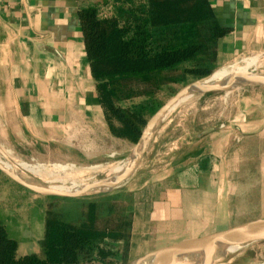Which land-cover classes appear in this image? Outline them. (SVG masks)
Masks as SVG:
<instances>
[{
    "label": "crops",
    "instance_id": "obj_1",
    "mask_svg": "<svg viewBox=\"0 0 264 264\" xmlns=\"http://www.w3.org/2000/svg\"><path fill=\"white\" fill-rule=\"evenodd\" d=\"M115 0H0V145L24 159L106 163L110 131L80 11ZM219 25L216 67L264 52V0H209ZM215 67V68H216ZM216 130L200 136L207 129ZM130 195L128 262L177 242L264 219V86L173 112L122 189ZM0 174V223L19 256L45 236L38 196ZM22 248V250H20Z\"/></svg>",
    "mask_w": 264,
    "mask_h": 264
},
{
    "label": "trees",
    "instance_id": "obj_2",
    "mask_svg": "<svg viewBox=\"0 0 264 264\" xmlns=\"http://www.w3.org/2000/svg\"><path fill=\"white\" fill-rule=\"evenodd\" d=\"M79 14L108 127L133 143L163 105L158 95L165 87L212 74L218 41L228 32L209 0H115L109 14L97 8ZM129 202L124 192L98 197L80 226L47 217L40 253L24 256L0 223V264H127Z\"/></svg>",
    "mask_w": 264,
    "mask_h": 264
},
{
    "label": "bare ground",
    "instance_id": "obj_3",
    "mask_svg": "<svg viewBox=\"0 0 264 264\" xmlns=\"http://www.w3.org/2000/svg\"><path fill=\"white\" fill-rule=\"evenodd\" d=\"M256 65L257 59H247L244 61L243 66L239 69L235 70L234 68V71H229L228 68H224L223 70L212 74L210 78L194 85L193 89L202 91L206 85H211L210 90H220L222 88H226L228 92H231V90H234L235 88L238 89L243 84L252 82L253 76L264 78V74H254L255 69H252V67H255ZM243 67L244 69H242ZM228 92L226 95H228ZM188 99L189 96L179 98L175 105L168 111L165 119L168 118L178 106L181 104L183 105ZM8 152L9 151H6V153L10 156L9 153L11 150L9 153ZM10 158L12 157L10 156ZM132 161L133 157H129V159L124 161H118L111 164L109 163L107 165L99 164L91 167L94 171H100L106 174L102 180L93 182H84L83 180L76 179V177H70L68 171H70V169L75 170L73 165L69 166L63 164L45 167V163L43 165H30L26 162L20 161L16 164L22 177L36 186L60 190H81L92 187L95 184H103L102 187L106 189L112 185V183L120 175L124 174L130 168ZM0 164L6 168L12 169L11 164L1 154ZM262 236H264V222L256 223L220 236L217 239L210 240L203 247L191 246L176 254L174 257L166 260H159L157 255L151 254L150 256H152L155 260L152 261L150 258H145L147 256L146 255L141 262L134 260L130 264H235L234 262L237 260L235 258V254L239 251L247 249L260 240ZM253 264H264V255L258 258V260Z\"/></svg>",
    "mask_w": 264,
    "mask_h": 264
},
{
    "label": "rangeland",
    "instance_id": "obj_4",
    "mask_svg": "<svg viewBox=\"0 0 264 264\" xmlns=\"http://www.w3.org/2000/svg\"><path fill=\"white\" fill-rule=\"evenodd\" d=\"M254 58L257 59V65H256L257 67L256 66L252 67V69H255L254 74H259V75L264 74V52L240 56L229 64L217 66L213 70L212 74H214L218 71H221L224 68H228L229 71H232V70L234 71V68H235V70H237L241 66H243L245 60L254 59ZM231 68H233V69H231ZM242 69H244V67ZM198 80H200V79H195L193 77H189L187 82H183V83H179V84L174 83V84H171V85L165 87L158 95L159 101L162 104H164L173 95H175L179 90L183 89L184 87H186L189 84L197 82ZM222 89H223V91H211V92H207L206 94H196L197 96L193 95V96L189 97V99L183 105L181 104L180 106H178L173 112L177 111V113H178L181 111V114H183V113L192 112L196 108L199 109L201 104H204V102L209 100L210 98H213V97L214 98L215 97H219V98L221 97L222 98L224 95H226L228 90L226 88H222ZM217 90H219V89H217ZM238 90H240V89L235 88L234 90H231V92H228V95L231 94L232 91L237 92ZM141 101L142 100H137L135 103L142 104ZM165 117L163 118L161 125H163V123L167 120V118L165 119ZM135 145H136V143H135ZM122 146L123 147L121 148V152L117 155H114V157H111L110 159H108V161L106 163H92V164H83V165L70 164V163L68 164V161L61 159L59 157L57 158L59 160H56V161L42 162V161L37 160V159L36 160L35 159L32 160L31 158L30 159H24V158L18 157L16 154H13L12 152H10V153L8 152V153L12 157L13 161L14 162L16 161L15 163H17L19 161L20 162H26L30 165H39V164L43 165L45 163L44 164L45 167H52L54 165H63V164L69 165V166L73 165V167L76 171L71 170V169H70V171L67 170L70 177H76V179L83 180L84 182H93V181L102 180L106 174L104 172L94 171L91 169V167L97 166L99 164L100 165H107L109 163L111 164V163L118 162V161H124L130 157V155L132 153V148H133L132 145L127 144V143H123ZM2 148L5 151H9L8 149H6L4 147H2ZM86 170H88V171H86ZM56 184H58V183H56ZM121 189L122 188L116 189L113 192H110V193H107L104 195L115 194L116 192H118ZM30 194L32 196H35V197L38 196L37 200L39 201L41 208L46 215L45 221H46L47 217L55 215V216H57L58 219H63L65 222H67V223L69 222V223L77 225V226H80L82 224V222L85 220V218H86L85 215L88 211V205L90 204V202L97 201L98 197L104 196V195H97V196H90V197H86V198L68 199V198L39 196V195H36L32 192H30ZM103 224H104V219H103L102 215H100L98 218V221L96 222V226L100 228L103 226ZM43 240H44V238H43ZM43 240L41 242H43ZM35 245H29L28 246L29 248L27 249V251L30 253L32 251H35V249L38 250L39 247H41V244H40V246L39 245L35 246ZM20 250H22V248H20ZM36 253H40V251H37ZM150 255L151 254L147 255L145 258H148V259L150 258V260H152V261L155 260ZM263 255H264V241H257L253 245L248 247L247 249L242 250L239 253H237L235 255V258L237 260L234 263L235 264H253L254 262H256L258 260V258L262 257ZM103 264H105V263H103Z\"/></svg>",
    "mask_w": 264,
    "mask_h": 264
},
{
    "label": "water",
    "instance_id": "obj_5",
    "mask_svg": "<svg viewBox=\"0 0 264 264\" xmlns=\"http://www.w3.org/2000/svg\"><path fill=\"white\" fill-rule=\"evenodd\" d=\"M212 75H209L207 77L201 78L195 83L189 84L183 89L179 90L175 95H173L168 101H166L156 112L155 114L148 120L145 128L142 131L141 137L136 143L130 158L133 157L132 164L130 168L122 175H120L109 187L104 189L103 184H95L92 187L81 189V190H60V189H52V188H44L40 186H36L27 180H25L20 172L18 171L17 164L10 158V156L6 153V151L2 148L0 145V154L11 164L12 169L6 168L0 164V171L5 174L8 178H10L12 181H14L16 184L21 186L22 188L36 194L39 196H46V197H58V198H68V199H77V198H86L90 196H97V195H104L110 192H113L116 189H120L123 187L125 182L134 174L137 167L139 166L141 160L145 156L147 150L151 147L157 132L159 130V127L161 126L163 118L166 116L168 111L175 105L176 101L185 96H193L196 94H206L207 92L211 91H223L221 90H210L211 85H206L202 91L194 90L193 87L197 83L210 78ZM252 82L243 84L239 89L248 88V87H258V86H264V78H260L258 76L252 77ZM215 128H210L207 130H204L200 136L208 135L212 132H214ZM147 139V140H146ZM129 159V158H128ZM264 222V219L256 220L252 222L245 223L243 225L218 232L215 234H211L208 236L200 237V238H194V239H188L183 240L180 242H177L175 244H172L170 246H167L165 248H162L156 252H152L150 254L157 255V258L159 260H166L171 257H174L176 254L180 253L181 251L191 247V246H205L207 242L210 240L217 239L220 236L226 235L228 233H231L233 231H236L238 229H242L244 227ZM258 241H264V236L260 238ZM240 252V251H239ZM237 252V253H239ZM236 253V254H237ZM235 254V255H236ZM149 255V254H148ZM144 259V257L137 259V262H141Z\"/></svg>",
    "mask_w": 264,
    "mask_h": 264
}]
</instances>
